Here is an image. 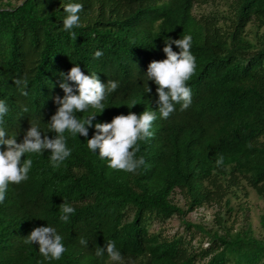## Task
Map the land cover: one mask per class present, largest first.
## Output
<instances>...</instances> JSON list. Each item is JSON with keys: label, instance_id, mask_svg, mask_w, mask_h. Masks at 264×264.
I'll use <instances>...</instances> for the list:
<instances>
[{"label": "trees", "instance_id": "1", "mask_svg": "<svg viewBox=\"0 0 264 264\" xmlns=\"http://www.w3.org/2000/svg\"><path fill=\"white\" fill-rule=\"evenodd\" d=\"M67 3L83 5L75 37L63 28ZM202 5L209 9L197 13ZM188 34L196 57L191 105L181 111L176 104L164 119L147 67L166 58L165 39ZM98 50L103 54L94 58ZM75 64L104 84L119 82L103 113H77L96 115L88 138L95 123L115 115L156 112L153 135L139 142L137 158L145 164L135 173L112 169L99 149H88L87 138L68 132L72 153L59 168L49 150L26 154L33 160L28 179L9 184L0 203V264H264V237L251 223L237 227L232 202L249 198L251 189L264 200V0H0V100L8 107L9 136L21 142L33 121L54 138L49 121L58 107L54 98L64 96L61 73ZM17 79L27 80L28 96ZM132 100L138 104L129 109ZM64 201L75 209L66 222L59 210ZM208 206L216 209L212 226L187 219ZM173 217L202 232L208 245L194 244V234L151 229ZM39 226L55 227L63 237L61 259L46 260L38 243H24ZM109 240L120 262L106 252L95 256Z\"/></svg>", "mask_w": 264, "mask_h": 264}, {"label": "clouds", "instance_id": "2", "mask_svg": "<svg viewBox=\"0 0 264 264\" xmlns=\"http://www.w3.org/2000/svg\"><path fill=\"white\" fill-rule=\"evenodd\" d=\"M64 12L67 14L63 20V28L75 37L71 30L80 26L79 13L83 10L81 3H67L64 5ZM163 52L165 59L152 60L147 67L148 81H154L158 99V111L162 118L167 119L175 110V105L180 104L181 111L191 105V88L188 81L195 74L196 57L191 52L192 36L183 35L179 39L168 37L164 41ZM175 44L180 51L173 50ZM103 53L96 51L94 58H99ZM63 77L59 87L63 90L64 96L57 95L54 100L58 105L55 113L49 121V132H54V138L43 133L36 122L30 121V127L26 130L23 140L17 141V136H9L3 127L4 117L8 113L6 102L0 100V203H3L9 184H20L28 179V173L32 168L33 160L25 158L26 154L42 153L49 150L51 153L50 162L53 168H59L61 164L71 155L72 149L67 146L66 132L73 136L83 135L87 138V147L90 151L96 152L99 149L101 159H106L108 166L115 170L135 173L145 164L143 156L137 158L140 151L139 142L150 138L154 121L157 119L155 111L145 109L139 115L129 111L128 114L115 115L110 122H97L94 127L95 134L88 138L89 128L93 126L96 115L78 118L77 113H84L89 108L101 111L105 110L103 101L110 93L119 87V82L108 80L107 84L101 82L97 73L85 74L80 65L71 67ZM71 82V83H70ZM14 83L21 88V94L28 96L26 91L28 83L26 79H17ZM145 91L151 93L148 86ZM132 100L127 106L129 109L137 105ZM22 111L27 112L25 106ZM217 165L223 164L221 156ZM60 220L68 221L75 209L68 202L60 205ZM25 244H39V252L46 260H59L67 251L63 243V237L55 227H35L24 240ZM82 245L87 241L80 239ZM107 256L112 262L122 260L120 251L116 248L114 241H107L106 247H98L95 251L97 258Z\"/></svg>", "mask_w": 264, "mask_h": 264}, {"label": "rangeland", "instance_id": "3", "mask_svg": "<svg viewBox=\"0 0 264 264\" xmlns=\"http://www.w3.org/2000/svg\"><path fill=\"white\" fill-rule=\"evenodd\" d=\"M14 3H18V0H13ZM209 6L202 5L196 6V12L200 13L202 10H208ZM233 198L232 202L235 206V219L237 222V227L251 223L255 234L259 237H264V228L261 225V215L264 214V200L254 191L250 190L249 198ZM179 203L184 205L185 200L178 197ZM245 207L246 211L240 208L241 205ZM216 209L213 207H201L198 210L190 213L187 219L195 223H203L206 226H212L214 213ZM246 214V215H245ZM152 230H162L163 234L167 236H173L174 234H181L190 239L192 234H194V244L208 245L207 239H205L202 232L193 229L187 230L185 225L178 217H173L163 224H159L157 221L153 223ZM194 231L195 233H193Z\"/></svg>", "mask_w": 264, "mask_h": 264}]
</instances>
